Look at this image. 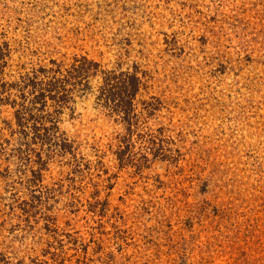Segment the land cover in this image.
I'll return each mask as SVG.
<instances>
[{"label":"rangeland","instance_id":"374dc122","mask_svg":"<svg viewBox=\"0 0 264 264\" xmlns=\"http://www.w3.org/2000/svg\"><path fill=\"white\" fill-rule=\"evenodd\" d=\"M0 264H264V0H0Z\"/></svg>","mask_w":264,"mask_h":264},{"label":"trees","instance_id":"16d2710c","mask_svg":"<svg viewBox=\"0 0 264 264\" xmlns=\"http://www.w3.org/2000/svg\"><path fill=\"white\" fill-rule=\"evenodd\" d=\"M37 88L36 92L33 94L31 100L30 101V106H24L22 103V107H19L17 114L18 115H23L24 113V109H31V101L34 104L40 103V105L43 103V100L46 97H51V98H55L56 100L58 99V101H60L62 103V101L65 102L66 100V89L64 90V86L57 84L56 82L51 83V84H42V85H37L34 86ZM63 90V91H62ZM111 90V89H109ZM14 102V101H13ZM23 112V113H22ZM21 117V116H20ZM28 118V117H27ZM30 118V117H29ZM32 119V118H31ZM28 121H30V119H28ZM54 121V120H53ZM53 124H56V122H52ZM43 128H46L45 126Z\"/></svg>","mask_w":264,"mask_h":264}]
</instances>
